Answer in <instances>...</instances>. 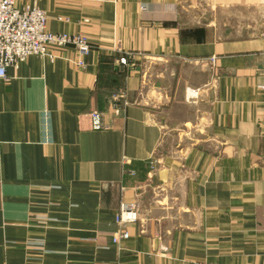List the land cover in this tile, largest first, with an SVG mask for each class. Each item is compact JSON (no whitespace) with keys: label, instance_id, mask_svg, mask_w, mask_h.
I'll return each mask as SVG.
<instances>
[{"label":"crops","instance_id":"crops-1","mask_svg":"<svg viewBox=\"0 0 264 264\" xmlns=\"http://www.w3.org/2000/svg\"><path fill=\"white\" fill-rule=\"evenodd\" d=\"M38 5L88 50L0 79V264H264V0Z\"/></svg>","mask_w":264,"mask_h":264},{"label":"built area","instance_id":"built-area-1","mask_svg":"<svg viewBox=\"0 0 264 264\" xmlns=\"http://www.w3.org/2000/svg\"><path fill=\"white\" fill-rule=\"evenodd\" d=\"M66 46L84 54L88 50L87 37L82 33L50 31L47 28V16L37 0H26L20 5L16 0H0V79L6 77L9 66L17 67L31 55L45 57L52 62L58 57L54 49ZM119 62L132 65L126 56L119 57ZM76 63L83 66L80 59ZM90 116L93 127H101V113L92 112ZM115 220L121 225L136 222L137 206L134 203H121ZM127 237V231H117L113 242Z\"/></svg>","mask_w":264,"mask_h":264},{"label":"rangeland","instance_id":"rangeland-1","mask_svg":"<svg viewBox=\"0 0 264 264\" xmlns=\"http://www.w3.org/2000/svg\"><path fill=\"white\" fill-rule=\"evenodd\" d=\"M38 1V0H37ZM25 2V1H24ZM16 3H17V0H16ZM18 4V3H17ZM235 15V16H234ZM234 15H227V16H224V15H222V17H228V18H230V17H234V18H236V17H239V16H241L242 14H240V13H235ZM166 66L165 65H160V64H152L151 66H150V69H152V71H157V72H163V71H166ZM168 79H161L160 81H162L163 82V84L165 83V85H163L164 87L163 88H165L166 87V82L168 83V81H167ZM187 112V114L188 115H190V117H193L194 118V120H195V117H194V112H193V110L192 109H190L189 111H186ZM180 113H182V111H180ZM199 128L198 127H192L189 123H187V128L185 129V128H183L182 127V130H184V131H186V136H188V137H190V138H193V139H197V140H202V138H201V136H205L206 135V132H204L203 130H198ZM180 130H181V128H180ZM198 138H200V139H198ZM173 145V142H170V146H172Z\"/></svg>","mask_w":264,"mask_h":264}]
</instances>
